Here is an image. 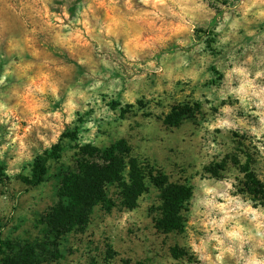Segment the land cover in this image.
<instances>
[{
  "label": "clouds",
  "instance_id": "clouds-1",
  "mask_svg": "<svg viewBox=\"0 0 264 264\" xmlns=\"http://www.w3.org/2000/svg\"><path fill=\"white\" fill-rule=\"evenodd\" d=\"M136 2L123 0L126 11H121L120 0H0V37L6 39L0 60L8 59L0 72V86L7 88L0 92V177L4 178L0 183V218L5 221L0 226V242H18L23 247L25 241L44 240L33 226L34 215L59 203L60 196L52 179L34 186L25 183L23 178L33 179L38 157L45 158L47 176L72 167L77 154L103 168L111 162L102 158L101 151L135 136L117 179L99 183L103 198L113 200L115 206L109 211L102 201L92 204L87 231L79 236L70 234L67 245L59 247L61 253L65 247L75 251L46 264H90L91 258L103 264L101 241L105 238L122 255L135 254L145 264H264V194L241 191L249 172L258 164L264 166V45L257 51L258 42L264 41V0H139L141 8ZM97 8L112 15L101 21ZM166 16L178 20L165 22ZM18 27L22 28L20 36L15 34ZM198 27L207 29V34L196 33ZM122 28L129 33L123 46L111 39ZM145 32L150 35L145 37ZM182 32L191 38L177 39L181 49L165 53L159 61L136 63L137 49L154 47V42L162 45ZM40 34H45L43 40ZM245 37L250 38L247 43H238ZM90 43L96 45L97 55L105 44L118 49L130 67L125 71L103 56L97 62L88 55L75 54ZM238 48L243 51L238 53ZM249 49L251 54L245 55ZM213 50L220 55H214ZM65 52L76 65H88L89 71L73 79V64L61 58ZM197 52L200 56L194 62L191 57ZM25 53L40 61L35 67L41 74L35 78L28 76L34 63L26 62ZM13 55L19 60L10 59ZM141 68L144 71H138ZM52 73L64 75L53 78ZM218 73L224 74L220 88L212 83ZM14 75L26 77V82L12 84ZM129 106L131 112L126 111ZM174 109H187L189 115L194 112L197 123H192L190 115V119L172 124V133H165L160 125ZM73 130L72 141L62 139V133ZM234 132L247 135L242 149L238 150V138L234 142ZM158 136L164 137L162 145ZM60 144L64 152L55 160L46 157ZM177 144L175 154L166 153ZM85 146L98 151L89 156L81 151ZM216 154L219 156L214 159ZM226 157V168L215 167L219 178L211 169L205 171L208 165H221ZM133 159L140 168L158 166L165 173L178 165L195 186L199 198L194 201L186 231L188 254L179 262L172 259L169 249L167 259H161L150 250L149 242L142 243L143 237L128 236L130 225L144 219L149 204L159 203L156 189L151 188L136 197L139 208L130 211L121 206L122 187L132 184ZM257 179L264 184V176ZM143 182L148 184L147 176ZM17 195L20 207L13 211ZM42 251L32 248L37 258ZM7 253L15 255L14 250ZM190 256L194 258L190 260Z\"/></svg>",
  "mask_w": 264,
  "mask_h": 264
},
{
  "label": "rangeland",
  "instance_id": "rangeland-1",
  "mask_svg": "<svg viewBox=\"0 0 264 264\" xmlns=\"http://www.w3.org/2000/svg\"><path fill=\"white\" fill-rule=\"evenodd\" d=\"M77 2H79V0H77ZM101 2L103 3H107L108 0H101ZM120 4H121V11H126V9L123 8V0H120ZM136 7L137 8H141L143 7V5L141 3H139V0H137L136 2ZM96 11V16L99 17V19L101 21H103L106 17L112 15V13L109 10H106L105 8H97L95 9ZM91 19V17H90ZM178 18L177 17H171V16H166L165 17V22L167 21H172L173 23L177 22ZM93 23H96L95 20H92ZM206 23V22H205ZM196 33L199 34H207V29L203 28V27H198L197 29L194 30ZM15 34L17 36H20L22 34V28H17ZM44 35L45 34H40V39L43 40L44 39ZM148 35H150V33L145 32L144 36L147 37ZM219 35V34H216ZM129 38V33L125 30V29H120L118 32V36L117 37H112L111 39L115 41L118 40V42L121 44V46H123V44L125 43V41ZM191 37L188 35L187 32H182L179 33L177 35H173L171 37V39H168L166 41L163 42V44L161 45L160 42H154L155 46H146L143 47L142 49H137L136 50V54H137V61L136 63L139 64H146L148 63L149 60L152 59H156L157 61H159V59L161 57L164 56L165 53H173L178 49H181V45L177 44L176 41L177 39H190ZM250 38L245 37L243 41H238V43H247L249 41ZM0 40L3 41V43H0V53H2L4 51V46L6 45V39L3 37H0ZM211 43L215 42V37L211 38ZM261 45H264V41H260L258 42L257 45V51L259 52L261 50ZM96 45L94 43H90L89 45L84 46L83 50H76L75 54L79 55V56H83V55H88L91 57L92 61H99V56H103L105 59H108V61L110 63H114V64H119L121 66V68H123L125 71L128 70V68L130 67L129 65L124 64L123 60L121 59L123 57V52L113 49H110L107 44L103 45L100 49V53L97 55V53L94 51ZM190 50V49H189ZM222 51V50H220ZM240 51H243V49H237V52L239 53ZM213 54L214 55H220V52H218L217 50H213ZM251 54V49H249V52L246 53L245 55ZM57 56L59 57L60 54L57 53ZM200 56V53H194L193 57H191V59H193L194 62H198V58ZM66 63H72L74 66V74H73V79H75L77 76L82 75L84 72L89 71V66L88 65H76L75 61H72L69 57L68 54L65 52L63 54V56L61 57ZM10 59H16L19 60V57L13 55L12 57H10ZM25 59L26 62L29 61H33L34 66L28 70V76H32L33 78H35L37 75H40V71L35 67V65L39 64V60L35 57H31L29 56L27 53H25ZM243 59V57L241 58ZM8 62V59H4V60H0V72L3 71V65L6 64ZM98 67L101 70L107 71L106 69H103V65L98 63ZM131 67H135V64H133ZM138 71L142 72L144 71L143 68L138 69ZM213 71L218 72V70L213 68ZM45 75H49L48 73H44ZM64 74L62 73H52L51 76L53 78L56 77H60ZM152 76H155V73H152ZM26 77H21L20 79H17L16 76H12L10 77V81L12 84H17V85H23L26 82ZM130 79V77H129ZM151 79V78H149ZM89 81H86V83ZM223 82H224V74L223 73H218L217 76V80L213 81L212 83H215L217 88H220L223 86ZM206 82V86H207ZM236 84V80L235 78L233 79V86H235ZM7 91V88L5 86H0V92H4ZM14 102V101H13ZM113 105L115 106V102H113ZM144 105L142 104L141 107H143ZM126 111L131 112V106H129ZM213 112L216 111V109L212 110ZM242 114V113H241ZM132 115H135V113H132ZM145 115H148L147 113H145ZM203 115H207V114H203ZM203 115L201 118H203ZM157 120H159V117H157ZM192 123L196 124L197 121L195 119V116L192 118ZM160 128L162 131H164L165 133H172L174 130L172 129V127H167L164 122L161 123ZM76 130L73 131H69L66 133H62L63 134H70L71 132L75 133ZM217 133L220 132L219 129L215 130ZM183 134V133H182ZM187 135L191 136L194 135V133H187ZM66 136H62V139L65 138ZM69 141H72V138L66 137ZM235 138L237 139V143L238 144V150L243 148V140L247 139V135L245 134L244 136H240L238 133H233V139L235 142ZM157 139L160 141V144L162 145L164 143V137L163 136H158ZM127 143L129 144V146L132 147L134 146L135 142H136V137L135 136H129L126 139ZM117 142V141H116ZM115 143V142H114ZM157 147H160V145H157ZM254 147V146H253ZM179 148V144L176 145V147H168L166 149V153L168 154H175L177 149ZM162 151H165V149H161ZM65 151V147L63 145V150L62 152ZM61 152V153H62ZM83 152V151H82ZM219 154H216V156H214V159L218 158ZM79 158H82L79 154H77V156L75 157V164L72 167H68L65 166L61 169H58L56 174L54 176H47L45 174L44 179L42 182L47 181L49 179H52L55 181V185H54V189L56 191V194L58 196H60V187H61V183L62 180L65 176V174H67L68 172L71 171H75L74 168H77V161ZM56 159V158H55ZM54 159V160H55ZM72 159V158H70ZM164 159L167 160L168 159V155L166 154L164 156ZM226 160L227 157L225 158L224 162H221V165H208L205 167V171H208L209 169L212 170L213 175L217 176L219 178V173L216 171L215 167H227L226 164ZM249 161L251 162V157H249ZM258 164V162H257ZM48 171V169H47ZM46 171V173H47ZM144 171L146 173L147 176V180H148V184H147V190L149 191L151 188H155L156 192L158 193V195L155 197V199L157 201H159V203H151L149 204V206L147 207V209L145 210V216L143 220H139L136 223H133L130 225L129 229L127 230L128 232V236L131 238H134L136 240H141V237H143L142 243H150L151 244V249L152 251L156 252V256L160 257L161 259H167L168 255H169V251L171 254L172 259L177 260L178 262L181 260V258L185 255H187V230L189 228V220L193 218V210H194V201L197 200L199 197L197 195V192L195 190V186H191L188 182V179L186 177H184L183 172L185 171L184 168H180L178 165H174L173 169L167 173H165L164 169L158 167V166H148V167H144ZM257 176H264V166H258L253 170ZM167 176L168 177V181L170 182H177V183H183V184H187L188 186H190L192 188V196L190 198L189 204L187 205L186 209L182 211V214L184 215V225L183 227L178 230V231H172V232H168V233H163L161 231H159L156 227H155V222L156 219L159 216V208L161 206V189L157 186H155L151 180H150V176ZM173 177H175V179H173ZM25 179V183L29 184V185H36V180H37V175H36V171L35 169H33V179L31 181H27L26 178ZM190 179V178H189ZM41 182V183H42ZM0 183H4V178L0 177ZM40 184V183H38ZM245 186H243L241 188V191H244ZM14 199H16L17 203L13 206V211H15L16 208L20 207L19 204V197L18 195L13 197ZM61 199V197H60ZM111 200V199H110ZM112 203H105L103 204L105 209H109V211H111V208L114 207V201L111 200ZM57 204V203H56ZM113 204V205H112ZM55 205V204H54ZM51 205L49 207H47L44 212L42 213H36L34 215V220H33V226L36 227L40 234L44 237L43 242H39V241H25L24 242V246L21 247L20 244L14 243L12 241H6V242H2V247H3V251H2V255L0 256V264H46V262L50 259H56V258H60L62 256H66L71 254L72 249H69L67 247H65L64 252L61 253L59 251V247L61 245H67L68 241H69V236L70 234H75L77 236H79V234H82L83 232L87 231L88 229V225L90 223H92L91 219L89 220L87 226L85 227L84 230H78V229H74L68 233H65L61 236H59L58 238L55 237L56 234L54 235V233H52L50 231V228L47 226L46 224V218H47V214L50 211V209L54 206ZM139 204L137 203V206L134 208H139ZM117 211H120V208L117 209ZM131 211V210H130ZM201 211H203V207H201ZM9 223L11 221H8ZM5 223V221L0 218V226H3ZM77 242L79 243V237H77ZM101 243L103 244L104 247V251H103V264H122L124 261L126 260H132V261H140L143 264H145L144 261L136 258L135 254L134 255H128L127 253L125 254H121V250L115 249L113 248V246L111 245V243L108 242L107 238H105L103 241H101ZM92 242L88 241V246L91 248ZM33 247H39L41 248L43 251L40 255L39 258L34 257L32 254V248ZM157 249H159V251H157ZM166 249H169L166 250ZM7 250H14L15 251V255H8ZM98 253V255L101 252V248H100V244H97L96 249H95ZM128 251H133L132 249H129ZM194 257H189V259H193ZM90 264H96V258H91Z\"/></svg>",
  "mask_w": 264,
  "mask_h": 264
},
{
  "label": "trees",
  "instance_id": "trees-1",
  "mask_svg": "<svg viewBox=\"0 0 264 264\" xmlns=\"http://www.w3.org/2000/svg\"><path fill=\"white\" fill-rule=\"evenodd\" d=\"M192 118L195 113H190ZM189 111L173 110L172 116L166 118L163 122L167 127L178 123L185 119H190ZM63 137L74 139L75 133L63 134ZM63 150V144L54 146L51 153H46V157L55 159ZM83 153L89 156L95 155L97 149L85 146L82 149ZM131 152V147L126 140H121L113 143L110 149L101 151L103 159L110 161L106 167L101 168L98 164L90 163L89 160L79 158L77 168L79 171H71L65 174L60 187V202L55 204L47 214L46 224L50 231L59 237L68 233L75 228L84 230L87 226L90 215L91 206L97 202L112 203L110 199H104L102 193L99 192V183L108 179L115 181L117 172L123 166V157ZM45 158L38 157L35 162V171L37 175L36 184L41 183L46 174L47 168L43 166ZM132 164V184L127 187H122V193L119 196L123 197L121 206L132 210L137 206L136 197L140 191L147 190V185L144 184L146 173L144 168H140L133 159ZM151 182L161 189V206L159 208V216L156 219L155 227L163 232L168 233L180 230L185 222L182 211L186 209L192 196V188L187 184L169 182L167 176H150ZM247 185L244 191L249 193L264 194V184H261L257 179L254 171L249 172L247 177ZM113 205V204H112ZM3 247L0 242V256L2 255ZM123 264H143L140 261L126 260Z\"/></svg>",
  "mask_w": 264,
  "mask_h": 264
},
{
  "label": "crops",
  "instance_id": "crops-1",
  "mask_svg": "<svg viewBox=\"0 0 264 264\" xmlns=\"http://www.w3.org/2000/svg\"><path fill=\"white\" fill-rule=\"evenodd\" d=\"M123 264V263H122Z\"/></svg>",
  "mask_w": 264,
  "mask_h": 264
}]
</instances>
